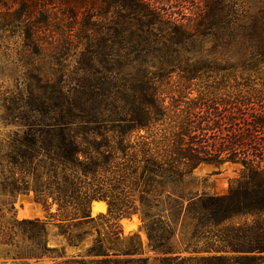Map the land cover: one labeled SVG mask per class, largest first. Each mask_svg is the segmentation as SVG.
I'll return each mask as SVG.
<instances>
[{
    "label": "trees",
    "instance_id": "16d2710c",
    "mask_svg": "<svg viewBox=\"0 0 264 264\" xmlns=\"http://www.w3.org/2000/svg\"><path fill=\"white\" fill-rule=\"evenodd\" d=\"M218 1L203 0L200 29H220L236 20ZM55 2L43 0L39 22L29 28L35 18L27 0H0L5 22L24 27V47L40 59L26 65L34 68L26 93L0 106L5 130L0 133V258L20 264L42 259L52 264H239L264 255V99L251 94L257 90L243 79L226 83L201 73L178 75L175 81L168 73L158 76L157 84V77L122 73L127 60L112 72L108 66L94 74L84 70L70 81L72 87L52 80L41 66L48 44L38 26H50L49 7ZM62 6H73V18L84 8L104 6L101 15L114 13L121 34L133 23L158 19L144 0H62ZM260 11L242 40L230 43L235 61L250 72L264 67V8ZM88 45L80 52L82 60L98 53ZM164 81L165 106L158 89ZM223 162L244 169L226 194L185 190L199 165ZM9 192L31 195L44 220H18L6 201ZM101 201L109 203L100 216L109 240L119 237L120 220L138 216L150 250L162 257L150 263L134 257L133 248L111 251L97 236L84 255L57 261L65 250L51 246L50 236L76 246L92 225V203ZM49 227L56 231L51 234ZM182 252L204 256L181 257Z\"/></svg>",
    "mask_w": 264,
    "mask_h": 264
},
{
    "label": "rangeland",
    "instance_id": "374dc122",
    "mask_svg": "<svg viewBox=\"0 0 264 264\" xmlns=\"http://www.w3.org/2000/svg\"><path fill=\"white\" fill-rule=\"evenodd\" d=\"M27 1L32 6L29 16L35 18L27 24L31 28L36 25L35 21L40 20L43 0H34L35 3L33 0ZM55 1V4L49 7L51 12L49 17L52 22L50 26L42 28L41 24L37 25L42 32L41 39L48 44V53L41 56L43 58L41 66L52 80L63 79L72 87L74 81H70L73 78H80L86 71L90 74L99 73L104 71V66H108L107 69L112 72L119 68V62L127 60L128 64L126 61L121 64L122 73L147 74L157 77L155 80L158 76L165 78V74L171 73L172 81H175L178 75L199 73L207 75L212 80H225L226 83L232 82L233 79L236 81L243 79L251 89L257 90L252 92V95L264 99V67L250 72L248 66L235 61L236 49L230 45L235 39L242 40L245 31L254 21L255 14L264 8V0H219L218 7L223 11L234 12L236 20L221 24L220 29L210 27L208 30L200 29L198 26L199 16L205 6L203 0H144L158 19L133 23L130 29L122 34L120 28L115 25L114 13H108L104 17L101 15L104 6L96 7V11L84 8L83 11L76 13L77 17L73 18L72 14L76 11L73 6H62V0ZM35 4L36 7L33 8ZM256 22L258 24V20ZM86 23L90 26L84 29ZM24 31L21 25L16 27L14 23L5 22V16L0 14V106L6 98L26 93L28 74L34 71L33 66L30 68L26 65L40 60L36 54L24 47ZM85 43H89V51L98 53L84 54L87 58L82 60L80 52L84 49ZM159 82L160 80L156 81L157 84ZM158 89L165 106V81L158 85ZM2 115L1 109L0 133L5 131L2 128ZM243 174L244 169L240 163H202L193 170L184 188L198 195L205 193L220 196L226 194L229 185ZM6 201L13 206L18 220L45 218L44 212L33 202L31 195L22 196L9 192ZM108 204V202L104 203V206L94 213H91L90 208L92 225L88 235L76 246L69 247L62 237L50 236L51 246H63L65 250L63 258L57 261L84 255L97 236L103 246L110 247L111 251L133 248L137 252L134 257L148 259L150 263L162 257L161 254L150 250L145 230L138 216L120 220L119 237L117 240H109L105 236L100 219L101 215L106 214ZM242 221L241 219L234 222L242 223ZM49 229L51 234L56 231L54 227ZM180 256L192 257L204 256V254L182 252ZM231 257L236 258L237 255L232 254ZM236 261L232 264H238ZM238 262L264 264V255L255 261L243 259ZM52 263L49 259L29 262V264ZM0 264L20 263L0 258Z\"/></svg>",
    "mask_w": 264,
    "mask_h": 264
},
{
    "label": "bare ground",
    "instance_id": "6f19581e",
    "mask_svg": "<svg viewBox=\"0 0 264 264\" xmlns=\"http://www.w3.org/2000/svg\"><path fill=\"white\" fill-rule=\"evenodd\" d=\"M104 206L102 202H93L91 205V213H94Z\"/></svg>",
    "mask_w": 264,
    "mask_h": 264
}]
</instances>
